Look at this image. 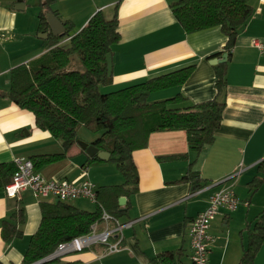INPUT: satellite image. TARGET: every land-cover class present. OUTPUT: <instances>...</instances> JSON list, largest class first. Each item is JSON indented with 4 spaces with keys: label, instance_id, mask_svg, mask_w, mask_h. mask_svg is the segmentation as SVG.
<instances>
[{
    "label": "crops",
    "instance_id": "1",
    "mask_svg": "<svg viewBox=\"0 0 264 264\" xmlns=\"http://www.w3.org/2000/svg\"><path fill=\"white\" fill-rule=\"evenodd\" d=\"M177 0H48L61 22L71 24V34L79 31L89 18L101 11L110 18L116 13L118 41L111 46V81L100 86L109 93L145 81L149 77L194 64V69L181 85L159 90L149 100L180 95V105H192L213 99L214 68L209 56L221 51L226 37L219 27L187 33L174 18L170 4ZM46 0H0V163L16 157L62 152L61 142L47 131L38 129L34 116L21 109L8 97L10 70L27 64L44 53L46 44L38 30V12ZM253 14L240 29L227 61L225 106L222 120L211 143L194 157L189 152L183 130L155 131L148 135L144 148L136 149L132 158L138 172V189L124 197L119 206L125 211L120 222L132 221L123 230L122 249L104 254L95 244L64 257L97 264H152V258L171 256L172 264H191L189 226L205 209L208 197L224 184L233 182L240 204L234 211L221 209L210 224L213 241L209 245L207 264H237L248 243L249 231L264 210V182L255 191L250 181L264 176V53L251 44L264 40V3L249 0ZM29 9V11H28ZM80 137V136H79ZM95 137H80L90 143ZM78 144L64 158L46 164L36 171L46 179L68 180L76 184L90 181L99 186L123 182L118 170L107 160H91ZM189 171L196 172L201 186L194 189L190 181L181 180ZM240 171L226 183H218ZM218 183V184H217ZM85 197L72 204L79 209ZM119 199V198H118ZM29 190L15 197L0 187V264H22L30 237L38 228L39 203ZM247 202V204H244ZM22 208L24 220L16 223L22 235L4 241V220L14 221ZM253 264H264V242Z\"/></svg>",
    "mask_w": 264,
    "mask_h": 264
},
{
    "label": "trees",
    "instance_id": "2",
    "mask_svg": "<svg viewBox=\"0 0 264 264\" xmlns=\"http://www.w3.org/2000/svg\"><path fill=\"white\" fill-rule=\"evenodd\" d=\"M48 0L40 5L38 30L47 31L46 51L27 64L10 70L9 99L21 109L33 114L35 125L61 142L62 152L33 155L34 169L64 158L68 150L80 139L79 129L84 127L99 133L90 144L99 151L110 154L123 182L99 186L95 190L96 208L87 211L71 202L42 200L39 203L41 218L35 233L30 237L22 264H32L52 254L58 244L90 232L93 223L102 222V211L118 219L125 211L118 204L120 196L138 189V172L132 153L144 148L148 135L155 131L183 130L189 152L196 157L204 145L214 139V132L222 120L225 106L227 61L236 36L253 14L249 0H177L170 4L176 21L187 33L219 27L226 41L221 51L208 57L220 58L227 53V61L213 65V99L192 105H180L183 97L149 100L153 92L184 83L194 69V64L183 66L145 81L128 85L109 93L100 86L109 84L106 59L111 46L118 41L117 15L106 17L101 11L94 13L87 23L71 34V24L63 21L64 33L53 36L46 22V12L51 11ZM56 17L55 11H51ZM58 18V17H57ZM59 19V18H58ZM76 56L81 68H71ZM101 161L96 155L89 161ZM14 162L0 163V187L10 182L15 171ZM264 173V161L260 163ZM181 180H188L194 189L201 186L196 172H187ZM264 182V176L250 181L255 191ZM12 222L4 220L1 235L4 241L20 237L22 231L16 223L24 220L20 208ZM264 242V210L256 217L249 231L248 243L237 264H253L254 257ZM42 264H97L78 260H61L60 257ZM152 264H172L171 256L162 254L152 258Z\"/></svg>",
    "mask_w": 264,
    "mask_h": 264
},
{
    "label": "built area",
    "instance_id": "3",
    "mask_svg": "<svg viewBox=\"0 0 264 264\" xmlns=\"http://www.w3.org/2000/svg\"><path fill=\"white\" fill-rule=\"evenodd\" d=\"M259 1L264 3V0ZM251 44L260 53H264V40L255 38ZM13 162L16 167L15 171L10 182L4 186L5 193L9 197H15L21 191L29 190L38 200L54 198L63 202H71L78 197H85L95 201V188L88 180L76 184L68 180L46 179L34 169L29 158L19 156ZM239 172L236 171L218 183H226L232 180ZM238 204L240 201L234 192L233 182L224 184L209 195L205 209L190 222L191 264H207L209 245L213 241V236L209 233L211 221L221 209L231 212L237 208ZM101 220L100 224L93 223L91 225L89 233L58 244L52 254L60 257L71 252L83 251L95 244L103 246L104 254L120 251L122 249L123 230L130 227L132 221L120 222L105 211H102Z\"/></svg>",
    "mask_w": 264,
    "mask_h": 264
},
{
    "label": "water",
    "instance_id": "4",
    "mask_svg": "<svg viewBox=\"0 0 264 264\" xmlns=\"http://www.w3.org/2000/svg\"><path fill=\"white\" fill-rule=\"evenodd\" d=\"M46 22L48 23L49 28H50V32L53 36L62 35L64 33L65 28H64L63 23L51 11L46 12ZM47 36H48V32H43V33L39 34L40 38L46 39ZM227 56H228L227 53H223L220 58H217V57L211 58L209 60V63L212 65L224 63V62H226ZM105 59H106L107 74L110 75L111 74V54L107 53L105 56ZM76 143L90 157L96 155L97 158L100 160H107L110 157V154L108 152L99 151L95 146H93L92 144H90L84 140L78 139L76 141ZM124 201H125L124 197H119L118 203L120 205L124 204ZM54 202L55 203L58 202V199H54ZM55 257L56 256L54 254H50V255L46 256L45 258H42V259H40V260H38L32 264L46 263Z\"/></svg>",
    "mask_w": 264,
    "mask_h": 264
},
{
    "label": "rangeland",
    "instance_id": "5",
    "mask_svg": "<svg viewBox=\"0 0 264 264\" xmlns=\"http://www.w3.org/2000/svg\"><path fill=\"white\" fill-rule=\"evenodd\" d=\"M27 1H28V7L29 8L32 7L31 5H34L36 3V0H27ZM28 11H29V9H28ZM70 67L74 68V69L81 68V65H80L76 56H73V60H72ZM78 134L80 137H86L88 135H93L94 137H97L99 135V133H92L84 127H80ZM110 164H112L111 166H113V170H114V168L117 169L114 161H110ZM118 173L121 175V173L119 171H118ZM82 201L83 202L79 204L82 207H87V208L89 207V209H95L96 208V204L92 200L86 198V199H83ZM71 203H72V201H71ZM98 230H101V228H98ZM74 253H76V252H71L69 254L60 256V259L64 260V257L72 255Z\"/></svg>",
    "mask_w": 264,
    "mask_h": 264
}]
</instances>
